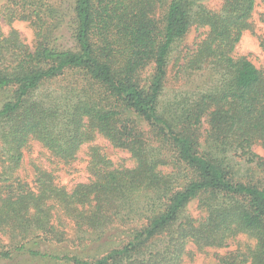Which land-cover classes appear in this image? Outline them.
Returning <instances> with one entry per match:
<instances>
[{
  "label": "trees",
  "instance_id": "16d2710c",
  "mask_svg": "<svg viewBox=\"0 0 264 264\" xmlns=\"http://www.w3.org/2000/svg\"><path fill=\"white\" fill-rule=\"evenodd\" d=\"M201 1L74 0L69 15L64 0H4L0 15L32 24L35 43L16 30L0 32V93L7 94L0 106V255L11 256L2 250L6 237L15 251L29 244L31 255L59 264H182L190 242L223 246L246 234L255 245L221 264H264V158L254 150L264 147V71L234 56L258 0H222L218 11ZM192 22L208 32L186 53V69L208 65L222 80L216 90L164 103L172 47ZM64 25L71 47L56 43ZM99 136L128 150L135 165L113 168L95 145L93 179L72 190L39 166L35 187L21 179L31 141L69 163ZM237 158L258 177L238 178ZM134 190L151 196L134 199ZM193 198L204 215L182 217ZM67 221L94 243L109 236L103 254L36 249L62 243ZM122 227L128 235L118 244Z\"/></svg>",
  "mask_w": 264,
  "mask_h": 264
},
{
  "label": "rangeland",
  "instance_id": "374dc122",
  "mask_svg": "<svg viewBox=\"0 0 264 264\" xmlns=\"http://www.w3.org/2000/svg\"><path fill=\"white\" fill-rule=\"evenodd\" d=\"M4 0H0V8ZM201 3L207 8L218 11L222 7V0H202ZM74 6V0H64L63 7L66 13L71 14ZM253 17L251 19L252 27L244 31L240 41L237 43L234 56L248 57L259 69L264 71V49L261 47V40L264 39V1L258 0ZM68 16L66 17V19ZM67 25V24H66ZM64 25L56 36V43L63 46H73L71 30ZM11 30H16L20 39L26 44L33 47L35 43V28L27 21L15 20L12 23L6 21L0 15V32L8 34ZM208 28H198L192 22L187 34L178 39L172 47L171 54L168 60L167 75L164 83L162 101L168 103L174 99H183L186 96L196 97L198 94H203L206 91L216 90L219 88L222 77L218 72L214 71L211 66L205 65L201 71L191 72L186 69L185 55L189 51H193L197 44L207 35ZM7 99L6 93H0V106ZM143 129L147 127L142 122ZM208 125L205 122L204 128ZM97 145L103 154L113 162V168H132L135 165V160L132 154L125 149L115 147L111 142L104 137H97L91 143H85L79 151L75 160L67 163L57 159L52 153L45 148L39 141H31L24 149L23 165L19 169V175L30 186L35 187L36 166L51 172L59 185L66 186L68 190H72L79 183H86L93 179L90 171L91 147ZM257 154L264 158V147L260 144L254 147ZM239 166L236 168V176L245 181L258 177L259 171L249 169L248 164L243 159H236ZM134 199L139 198L141 201L151 196L143 190L133 191ZM144 202V201H143ZM143 202L138 201L137 206H141ZM198 198H193L183 209L182 217L194 216L200 218L204 213L198 208ZM66 237L62 243H41L36 249L49 254H57L59 256L68 254L82 255L84 251L87 253L92 251L94 254L100 251L103 254L101 246L105 242H109V236L106 239L93 242L87 235L84 236L77 232L74 224L67 221ZM117 232L118 244L127 237L128 234H123V227ZM155 242L159 249L163 248L164 242L156 238ZM161 239H164L163 237ZM4 244L7 247L1 248L4 251L11 250V256L0 255V264H59L55 259L50 257L43 258L42 256H33L29 253V244L23 250L15 251V246L9 238H3ZM100 243V244H99ZM256 243L255 239L241 234L234 239L229 240L223 246H205L199 247L196 243L190 242L186 246V254L183 257L182 264H221V259L229 253L240 250L248 251L250 247ZM10 246V247H9ZM100 248L101 250H99ZM87 255V254H86Z\"/></svg>",
  "mask_w": 264,
  "mask_h": 264
}]
</instances>
